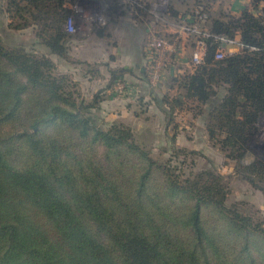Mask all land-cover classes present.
<instances>
[{
  "label": "trees",
  "instance_id": "16d2710c",
  "mask_svg": "<svg viewBox=\"0 0 264 264\" xmlns=\"http://www.w3.org/2000/svg\"><path fill=\"white\" fill-rule=\"evenodd\" d=\"M69 1L5 0L8 28L31 29L38 51L0 36V264H264V228L226 203L221 176L154 160L130 127L99 121V95L55 72L48 55L65 59L74 38ZM210 21L239 48L214 60L208 38L163 99L167 117H201L235 171L264 183V161L242 164L264 117V0Z\"/></svg>",
  "mask_w": 264,
  "mask_h": 264
},
{
  "label": "rangeland",
  "instance_id": "374dc122",
  "mask_svg": "<svg viewBox=\"0 0 264 264\" xmlns=\"http://www.w3.org/2000/svg\"><path fill=\"white\" fill-rule=\"evenodd\" d=\"M248 0H223L222 6L239 12ZM243 6V7H242ZM227 8V9H228ZM109 22V21H108ZM107 22L104 32L110 35L81 38L79 34L68 45L65 59L48 55L55 65V72L67 75L78 84L80 94L85 100L93 95L101 99L93 112L102 123H122L131 128L137 143L159 163L170 168L177 166L185 176L200 170H212L222 177L226 185V203L235 205L254 223L264 228V183L253 179L250 182L235 171L236 162L226 157V152L207 140L201 124V117L190 112H174L168 118L169 109L163 101L174 95L175 89L167 85V79H160L151 85L145 73L143 53V34H129L121 26ZM123 25L127 23H122ZM96 25L92 24V28ZM25 34H2L6 44L20 45L28 51L37 50V38L27 29ZM1 32V23H0ZM230 49L236 50L235 44ZM141 69L143 72H141ZM123 70L121 78H110V72ZM111 84L112 87H107ZM193 113L194 111L191 110ZM138 115H137V114ZM261 145V146H260ZM264 161V117L258 124L248 153L242 164ZM258 187H255L254 185Z\"/></svg>",
  "mask_w": 264,
  "mask_h": 264
},
{
  "label": "built area",
  "instance_id": "2783aa9c",
  "mask_svg": "<svg viewBox=\"0 0 264 264\" xmlns=\"http://www.w3.org/2000/svg\"><path fill=\"white\" fill-rule=\"evenodd\" d=\"M72 11L65 23V31L68 34L85 32L96 27H104L111 21L114 15V8L119 9L120 5H112L110 0H73ZM122 3L123 0H119ZM136 4L139 2L136 0ZM170 0H155L149 6L153 17V25L145 29L146 38L144 49L146 60L144 71L146 78L151 85L158 83L165 70L177 71L181 69L178 61L189 49V56L185 59V65L189 71H195L204 62L207 53V39L214 38L217 46L214 52V60H221L231 56L234 51L229 48L235 44L223 36H212L207 23L210 19L208 6L201 0L194 2L190 9L169 21ZM118 12V11H117ZM114 19V18H113ZM108 22V23H109ZM161 22L166 29H156L157 23ZM153 27V28H152ZM169 27H172L170 30ZM237 47V46H236Z\"/></svg>",
  "mask_w": 264,
  "mask_h": 264
},
{
  "label": "crops",
  "instance_id": "0c3cea01",
  "mask_svg": "<svg viewBox=\"0 0 264 264\" xmlns=\"http://www.w3.org/2000/svg\"><path fill=\"white\" fill-rule=\"evenodd\" d=\"M119 0H110V2L112 3V5L117 4V6L120 5L119 9H115L114 8V15L115 17H113V21L112 24L115 23H120V25H114V28H118L119 26H121V28L125 31L128 32L129 34H136V33H142L143 34V45L141 48V51L143 53V60H144V64H145V60H146V52L144 49V42H145V38H146V32L145 29L150 27L151 25H153L154 21H153V15L150 13L149 11V6L152 2H154L155 0H137L139 3L136 4L135 1L136 0H123L122 3L118 2ZM198 0H170V5H169V14L171 15L168 20L169 21H173L175 19V17H178L184 13H186L190 7L194 4V2H196ZM201 1H205L208 4V8H209V13H210V20L214 19V18H221L222 15L226 16L229 14H236L235 12H232L231 9L222 6V1L223 0H201ZM249 3L250 0H248V2L246 4H244V7H249ZM74 5V1L70 0L69 2L65 3V7H67L70 12L72 11V7ZM243 7V6H242ZM243 7V8H244ZM118 11V12H117ZM208 21L209 23H207V27L209 28L211 21ZM9 20H8V14L6 12V8H5V0H0V23H1V32H0V36L2 34H16V35H22L25 34V31L22 32H14L11 31L8 28V24H9ZM122 23H127L125 25H123ZM111 26V25H109ZM109 26H104V27H95L92 28L90 30H87L85 32H76L74 34H72L74 37L77 36V34H79L81 36V38H89V37H96L97 39L105 37L107 35H110L111 32H104L105 31V27H109ZM167 26H165L163 23L158 22L157 23V27L156 29H166ZM153 28V27H152ZM172 27H169L168 30H170ZM30 30V29H29ZM32 31V30H31ZM99 32H102L101 34H99ZM233 42H236V50H238L239 45L237 44L238 42V38H234L232 40ZM72 45L74 46L73 41H71ZM70 45V43L68 44ZM190 52L189 49H186L184 55L181 57V59L178 61V66L181 69V73L178 75L177 71L174 70H165L161 76V80L162 79H167V85L170 87H172L174 80L176 78H179L183 75H188V74H192V71H189V69L187 68V66L185 65V59L188 58ZM55 57V56H54ZM141 72H143V70L141 69ZM170 87V88H171ZM137 114V113H136ZM138 115V114H137ZM203 127V124H202ZM204 130V127L203 129Z\"/></svg>",
  "mask_w": 264,
  "mask_h": 264
},
{
  "label": "water",
  "instance_id": "95a60500",
  "mask_svg": "<svg viewBox=\"0 0 264 264\" xmlns=\"http://www.w3.org/2000/svg\"><path fill=\"white\" fill-rule=\"evenodd\" d=\"M261 146V145H260Z\"/></svg>",
  "mask_w": 264,
  "mask_h": 264
}]
</instances>
